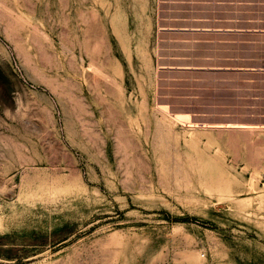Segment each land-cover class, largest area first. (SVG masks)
Listing matches in <instances>:
<instances>
[{"label":"rangeland","instance_id":"rangeland-1","mask_svg":"<svg viewBox=\"0 0 264 264\" xmlns=\"http://www.w3.org/2000/svg\"><path fill=\"white\" fill-rule=\"evenodd\" d=\"M0 264H264V0H0Z\"/></svg>","mask_w":264,"mask_h":264},{"label":"bare ground","instance_id":"bare-ground-1","mask_svg":"<svg viewBox=\"0 0 264 264\" xmlns=\"http://www.w3.org/2000/svg\"><path fill=\"white\" fill-rule=\"evenodd\" d=\"M179 115L182 117V115H181V114H178V116H177V114H176V116H175V117H179Z\"/></svg>","mask_w":264,"mask_h":264}]
</instances>
